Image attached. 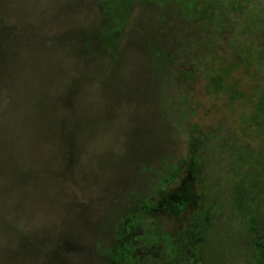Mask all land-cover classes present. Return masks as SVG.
I'll return each instance as SVG.
<instances>
[{"label":"rangeland","instance_id":"rangeland-1","mask_svg":"<svg viewBox=\"0 0 264 264\" xmlns=\"http://www.w3.org/2000/svg\"><path fill=\"white\" fill-rule=\"evenodd\" d=\"M199 1L0 0V264H264V0Z\"/></svg>","mask_w":264,"mask_h":264},{"label":"trees","instance_id":"trees-1","mask_svg":"<svg viewBox=\"0 0 264 264\" xmlns=\"http://www.w3.org/2000/svg\"><path fill=\"white\" fill-rule=\"evenodd\" d=\"M173 1L176 2V4L181 8V10L183 11L184 15L187 18L190 16L193 17L195 12L198 13L202 8V5L199 0H173ZM205 3L206 1L203 4ZM210 7L211 4L208 5L206 8L204 7L205 8L204 13L205 10L207 11L208 9H210ZM114 29H116L117 31L119 30L118 27H115ZM256 111L253 112V115L255 117L253 120H255L254 121L255 124L257 123L256 121L258 120L256 128L260 134L262 141L264 142L263 139L264 122L261 120V118L264 119V106H258V107L256 106ZM193 200H194V195L191 188V184L190 182L187 181L180 187V189L176 193L168 196L167 199L162 201L157 206L160 214L166 213L167 215H171V216H180L188 210L190 205H192Z\"/></svg>","mask_w":264,"mask_h":264}]
</instances>
